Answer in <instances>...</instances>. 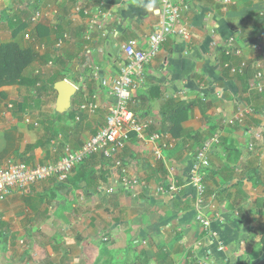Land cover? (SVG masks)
I'll return each mask as SVG.
<instances>
[{"label":"crops","instance_id":"crops-1","mask_svg":"<svg viewBox=\"0 0 264 264\" xmlns=\"http://www.w3.org/2000/svg\"><path fill=\"white\" fill-rule=\"evenodd\" d=\"M179 4L190 36L165 40L144 66L130 101L139 120L151 122L150 134H159L170 147L157 161L155 145L146 136L128 133L119 157L128 176L141 182L130 196L111 162L98 154L85 160V170L82 165L74 168L62 183L50 179L25 191L12 190L0 205V251L11 264L16 262L14 249L22 250L21 260L28 255L29 237L36 240L38 260L73 254L77 263L87 258V245L91 248L108 235L113 239L116 233L124 239L119 245L125 251L130 250L129 234L141 239L142 250L130 264H175L186 258L196 238L206 240L209 235L227 248L234 246L238 263L264 264V133L256 137L264 123V102L253 107L247 96L259 93L249 88V81L256 71H264V51H257L248 36L259 22L249 16L264 18V0ZM159 10V0H0V45L14 46L10 53L17 57L15 62L0 61V166L54 161L66 146L76 151L102 128L114 105L112 82L124 64L121 46L134 42L145 49L158 28ZM36 11L42 15L32 21ZM18 22L22 26L14 30ZM227 47L239 52L234 60L251 65L247 95L239 92L233 74L220 67ZM55 63H62L58 73L76 88L63 114L55 110V90L41 93L19 87L16 78L42 77ZM51 102L52 110H34ZM87 104H94L95 110L80 109ZM181 104L186 108L176 110ZM240 104L259 115L239 125L234 115ZM28 115L33 124L25 121ZM214 134L219 143L209 154L201 199L210 221L207 232L194 222L196 192L188 176L196 150ZM91 169L96 175L107 174L106 183L86 185L95 175L89 176ZM171 184L177 187L175 193L156 195L158 185ZM251 245L261 251L250 252L246 248ZM206 248L208 252L212 246Z\"/></svg>","mask_w":264,"mask_h":264},{"label":"built area","instance_id":"built-area-1","mask_svg":"<svg viewBox=\"0 0 264 264\" xmlns=\"http://www.w3.org/2000/svg\"><path fill=\"white\" fill-rule=\"evenodd\" d=\"M179 1L159 0V25L148 37L145 49L137 47L134 42H128L121 46L124 64L120 67L119 73L110 88V95L114 99V105L110 108L105 125L89 137L78 150L73 151L66 146L63 150V155L54 161L33 165L17 162L7 166H0V205L12 190L25 191L35 184L50 179L60 183L66 181L74 168L87 158L97 154L111 162V166L118 172V182L127 192L132 193L137 186L141 185L139 178L128 176V171L123 166L119 154L128 140L129 132L137 136H146L155 145L153 154L157 161L162 159V151L170 147L168 143L161 139L159 134L148 133L151 122H141L131 110L130 101L137 83L143 76L144 66L158 54L159 48L165 40L171 36L183 39H187L190 36V24L182 15ZM78 10L77 8L76 11ZM41 15V12L36 11L32 21L37 20ZM253 47L257 51L262 52L263 48L260 43L253 44ZM225 55L238 56L239 52L230 49L225 51ZM244 66L245 63H241L239 68L241 69ZM236 70L235 68H230L232 74ZM249 88L259 93L264 92L263 70L255 72L253 78L249 81ZM95 108L94 104H87L82 105L80 109L92 112ZM254 114L259 115L258 112L253 111L246 104H240L235 112L234 120L239 125H243L245 119ZM261 117L264 119V114ZM26 121L29 122V119ZM260 129L256 133L257 138L260 137V133H264V123ZM218 143L219 135L217 134L202 142L194 154L188 176V184L196 192V199L193 204L195 219L201 228L207 232L210 229V221L206 219L202 211L201 199L205 193L203 177L205 171L210 167L209 154ZM248 149L253 150V145H250ZM154 191L156 195H169L175 193L177 187L174 184L167 186L158 185Z\"/></svg>","mask_w":264,"mask_h":264},{"label":"rangeland","instance_id":"rangeland-1","mask_svg":"<svg viewBox=\"0 0 264 264\" xmlns=\"http://www.w3.org/2000/svg\"><path fill=\"white\" fill-rule=\"evenodd\" d=\"M14 6L15 8L20 7V2H16V3L14 2ZM13 13H15V11ZM63 44L64 43H61L60 45L61 47L59 48L60 50L63 48ZM40 107H43L41 108L43 110H52L53 104L51 102V103H45L42 106L38 105L36 106V108H34V110L40 109ZM25 117L30 118L31 115H28ZM28 118H25V121ZM29 123L33 124V122H31V118L29 119ZM209 137L210 136H207L205 139ZM127 194L130 196L129 192H127ZM193 216H194L193 219H194L195 224L199 225V223L195 219V214ZM111 236L112 235H108L107 238L103 237L104 238L103 240L101 239L97 242L94 241L91 248H89V246L87 245V247L85 248L87 253L89 252V254L87 255V258H84V259L78 258L77 263L78 264H130L133 258L136 257L137 254L142 250L143 245L141 244V239L139 238L133 239L134 236H132L131 234H129L128 237H126L128 238L127 239L128 248L130 247V250L127 249L126 251L124 250L123 247L119 245L121 241L124 242V239L120 240V237L118 239L117 233L113 235V239L111 238ZM29 238L31 240H30V243H28L27 245L30 248L27 250L29 253L28 255H26V257H24L21 260L20 255H21L22 250H18V249L13 250L12 252L13 257H16L15 264H77L75 263L73 254H70V257H68L67 255L64 257L60 256L58 257V259L56 258V261H48V260L44 261V259L38 260V255H37L38 253L35 252V248L37 247L36 240L34 241L32 240L31 237ZM204 239L200 240V238L198 239L196 238L193 241V244L189 246L188 250L185 252L186 258L184 257L185 258L184 260L178 259L175 264H246L245 262L241 263V261L240 263L237 262L236 258H237V255H239V252L235 251L234 246L227 248L221 239L217 238L218 239L217 240L211 237V235L206 236V240ZM219 240H221V242ZM20 246H24V244ZM211 246H212V249H210L208 253L206 247H211ZM67 247L68 245H64V248H67ZM250 247L251 248H246L250 252L252 251V252L257 253L258 251H261V247L259 245L254 246L253 248L251 245ZM221 249L222 251H220ZM132 250H133V254H132ZM147 252L150 253V250H148ZM212 252H215L216 254L223 253V257H221L222 259L220 260L217 258L215 259L214 256L212 255ZM0 264H11L9 262V259L6 256H4V253L1 251H0ZM150 264H156V263L155 261H152L150 262Z\"/></svg>","mask_w":264,"mask_h":264},{"label":"trees","instance_id":"trees-1","mask_svg":"<svg viewBox=\"0 0 264 264\" xmlns=\"http://www.w3.org/2000/svg\"><path fill=\"white\" fill-rule=\"evenodd\" d=\"M249 17L255 18L259 22H257V26L254 27L249 32L248 36L253 37L251 39L252 44L256 43V41H257V43H260L262 45V48H263L262 51H264V22H263L264 18L261 16H258L257 14H252ZM14 25L16 27L14 30H19L22 26V24L20 22L14 23ZM10 48H14V46H12L11 44L0 45V61L3 64L6 62V59L13 60L14 62L17 61V57L14 56L12 53H10L12 51ZM227 48L228 49L225 48L224 51L222 52L221 61L219 60L220 61V67L224 68V70L227 72H230V68L236 67L235 70L236 69L237 70L235 73H233V76L236 79V85H237L240 93H244L247 95V89H248L247 84H248V81L250 79L249 77L252 76L251 75L252 69L250 67L251 65H250V63H247V64L245 63V66L240 69L239 68V65L241 63L240 60H237V61L234 60L233 55H225V51L230 50L229 47H227ZM17 56H19V55H17ZM30 58H31V56H30ZM61 66H62V63H55L53 65V67H54L53 69H55V70L52 69V71L47 72V74L44 73V76H42V77L39 76L40 74H37L36 76H34L31 79H27V78H24L23 76H19V74H17L16 78L19 79L18 85H19V87L24 86V87H27L28 89L33 88L36 91H40L41 93L48 92V91L55 92L53 89L54 84L65 79L64 77H62V75L60 73H58L59 68L61 69ZM17 71H18L17 73H19L20 69H18ZM225 78H226V76H225ZM37 84H39L40 86L37 87ZM247 96H249V98L251 96L250 101L252 102L251 105L253 107H255L253 105L255 102H262V103L264 102V93L263 92L262 93H251L250 95H247ZM249 98H248V102H250ZM185 106H186V104L178 105L176 110L185 109L186 108ZM173 111L175 112V110H173ZM171 113H170V115H171ZM151 128H152V126L149 127L148 133H152ZM52 139H53V137H50L46 142H49ZM92 156H94V155H92ZM91 157L87 158L86 161L88 159H90ZM84 162H85V160L81 164L78 165V166L82 165L80 167L81 170H85V168H87L89 165V164L88 165L86 164L87 162L83 165ZM93 173L94 172H92V169H91V171L89 172V176H91ZM94 174L95 175H93L92 178L89 179V181L87 182L86 185L95 186V183H96V187H97L98 185H100L99 183H106L107 180H106L105 176L107 174H104V173H101V174L99 173L98 175H96V173H94ZM99 181H102V182H99Z\"/></svg>","mask_w":264,"mask_h":264},{"label":"water","instance_id":"water-1","mask_svg":"<svg viewBox=\"0 0 264 264\" xmlns=\"http://www.w3.org/2000/svg\"><path fill=\"white\" fill-rule=\"evenodd\" d=\"M53 89L57 93L55 110L58 114H63L68 110L70 99L74 95L76 88L66 80H61L54 84Z\"/></svg>","mask_w":264,"mask_h":264}]
</instances>
